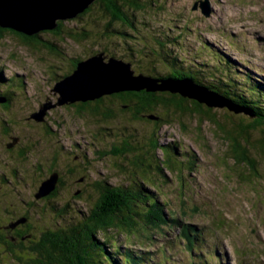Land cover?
<instances>
[{"label":"trees","instance_id":"obj_1","mask_svg":"<svg viewBox=\"0 0 264 264\" xmlns=\"http://www.w3.org/2000/svg\"><path fill=\"white\" fill-rule=\"evenodd\" d=\"M155 8H158L157 1L151 0H97L71 20V22L80 23L73 29H65L66 21H59L55 30L40 32L34 37H26L7 29H0V37L4 36L3 32L6 30V33L17 36L21 43L36 40L47 50L60 51L57 43L46 40L41 34H52L60 39L70 38L90 42H92L93 34L102 35L99 36L100 41L97 44L88 46L87 50L82 51L83 53L78 56H64L65 58L58 56L61 59L60 64L64 68L66 66V69L53 75L49 83L51 88L52 85L71 75L77 63L101 54L105 57L104 61L115 59L130 64L134 76L151 79L158 85L170 81H192L195 85L208 88L230 99L238 106H242L248 114L238 115L227 109L213 111L168 92L125 91L105 95L95 100L64 105L73 110L71 114L74 123L83 120L98 123L93 133L96 137L92 135L95 143L89 144L88 139L84 137L72 141L70 145L58 144L47 163L36 165V167L29 165L31 168L25 170L22 176L11 170L12 181L7 180L5 175L0 173V184L5 187L2 191L4 193L16 190V186L22 185L23 188L26 184L24 181L26 174L33 175L34 182L39 184L53 174L58 176L49 194L36 198L37 192H35L32 196L33 199L38 200L35 203L42 202L39 203L42 204L39 213L52 219L53 223L45 228L46 230L44 229L45 233L36 238L29 234L31 228L24 216L19 215L20 218H15L8 223L14 218L11 217L8 219V224L0 220V246L8 250V255L18 264H151L146 262V258L150 261L153 259V264L155 262L168 264V261L161 260V257L156 258L147 253L144 255L128 248L125 250L120 248L114 236L121 235L130 240L129 238L139 234L136 232L138 224L150 230L155 226L157 227L153 230L167 227L166 216L162 212L164 206L157 203L155 193L164 184L160 183L164 182L162 181L163 169L168 173L173 171L175 174L181 170L177 160L180 151L178 152L177 147H165L154 142L155 146H151L150 143L146 146L145 153H132L135 149L131 147L133 144L125 140L134 134V127H136L134 123L141 121L143 123L147 120L152 121L153 124L157 123L154 126L160 128L170 124L172 119L180 122L179 118L188 112L199 115L218 130L217 133L222 140L228 142L227 148L234 164L246 165L249 170H252L251 174L259 177L256 172V161L260 158L264 164V80L255 78L252 70L231 61L224 53H220V49H216L210 43L204 42L192 53L184 52L182 33L187 31L185 28L167 25L153 26L136 16L139 12ZM157 12L163 11L156 10L152 16ZM82 20L85 22L82 23ZM181 53L184 56H181ZM243 76L246 84L245 91L239 86L243 84L240 82ZM28 79V74L14 73L4 76L0 71V99L5 101L4 104H0V108L2 106L4 110L3 119L0 117V132L5 136L10 135L9 119L16 116L13 113L17 110L15 108L28 103L26 99L17 97L25 95L24 88ZM238 86L240 88L237 90ZM106 96L108 101H113L106 102L104 100ZM113 102L117 106L112 104ZM118 120L122 123L115 130L117 132L115 135L111 127L112 123ZM52 122L61 126L53 118ZM42 123V136H37L35 143L38 144L40 141L51 144L54 141L50 136L52 132L48 125L51 122L43 120ZM14 133L17 134L13 132L10 138H13ZM150 137L155 139L154 133ZM50 139L53 141L51 142ZM98 145L101 146L95 147ZM19 146L20 151L13 158L19 161V164H23L22 155L28 161L25 155L29 151L26 150L27 141L22 138ZM104 146H107V152L103 151ZM157 150H160L162 154L158 157L159 159L155 154ZM22 151L25 153L23 154ZM89 154H91L90 157ZM94 155L98 162L105 156L116 157L112 164L116 171L121 172L119 177L128 181V185L111 186L106 181H100L95 190L88 189L85 193H82L78 187L74 188L71 191L73 199L89 206L88 211H82L74 203L65 201L63 197L70 181H73L75 185L79 182L87 184L83 175L87 173V165L94 161L95 158H92ZM78 158L83 166L86 164L84 167L79 160L76 161ZM192 158L191 156L190 160ZM182 159L188 160L185 157ZM18 190L21 188L19 187ZM23 203V201L18 203V206L30 210L33 201ZM4 204L16 205L11 201ZM4 214L12 216V213H7L6 210ZM20 214L25 213L21 211ZM168 214L171 216V211H168ZM171 218L172 220H167L171 225L168 226L169 228L176 224V220L172 216ZM154 221L156 224L153 223ZM22 222L24 223L20 224ZM180 223L177 222L178 225ZM18 225H23L24 228L20 229ZM201 232L205 234L204 231L201 230ZM181 236L187 241L189 249L186 250L189 258H186L185 254L182 257L181 254L184 252L180 254L178 250L176 254L180 257L174 256V264H227L217 251L220 250L217 244L204 243L202 235L195 228L189 229L186 226V229H182ZM145 238L152 241L154 235ZM198 241H202L200 247H195ZM21 245L25 246V253L18 256L15 252L23 250ZM123 245L126 247L125 244ZM191 252L193 254H190Z\"/></svg>","mask_w":264,"mask_h":264},{"label":"rangeland","instance_id":"obj_2","mask_svg":"<svg viewBox=\"0 0 264 264\" xmlns=\"http://www.w3.org/2000/svg\"><path fill=\"white\" fill-rule=\"evenodd\" d=\"M151 1H157L158 8L139 12L136 16L148 21L153 26L167 25L185 28L187 31L182 33L184 52L192 53L197 50V46L207 42L216 49H220V53H224L230 60L237 61L249 70L257 71L259 75H255V78L264 76V0ZM201 4L208 5L210 9L208 16L203 14ZM156 10L163 12H157L152 16ZM81 22L83 23L85 20ZM65 25V29H73L80 23L68 20ZM41 35L46 40L57 43L60 51L47 50L36 40L21 43L20 39L11 33L0 37V71L2 74L4 76L14 73L29 75L24 88L25 95L17 96L22 100L26 99L28 103L25 106L18 104L20 107L13 111L16 116L9 119L12 131H10V135L5 136L0 132V173L4 174L9 181L11 180V170L22 176L25 170L31 168L29 165L36 167V165L47 163L52 157L53 149L58 144L61 146L70 145L72 141L84 137L88 139L89 144L93 143L92 135L94 136L93 133L98 126V123L92 120L74 123L71 114L73 110L57 104L60 95L55 91V86L52 85L51 88L49 83L53 75L66 69V66L64 68L60 64L61 59L58 56L61 58L78 56L83 53L82 51L87 50L88 46L97 44L102 35L93 34L92 42L76 41L70 38L60 39L52 34ZM105 44L107 43L105 42ZM182 55L184 56L183 53H181ZM64 64L66 65V63ZM239 86L243 91L246 90L244 83ZM239 86L237 90L240 88ZM104 100L108 101L107 96ZM4 103L5 101L0 99V104ZM112 104L116 105L115 102ZM45 105H47V109L43 112L42 121L51 122L48 125L52 132L50 136L54 141L50 139L51 142L53 141L51 144L40 141L37 144L35 143L36 137L42 136L43 123L32 118V114H38ZM2 108L1 106V118L4 114ZM52 118L57 120L61 126L55 125ZM179 119L180 122L172 119L170 124L160 128L154 126L157 123L153 124L152 121L148 122L147 120L143 123H141L142 121L134 123L136 125L134 134L125 140L133 144L131 147L135 148L132 151L134 154L145 153V148L149 143L151 146L158 143L165 147L179 148L178 152L180 151V153L177 155L179 157L177 160L182 172L168 173L163 169L164 178L162 181L164 182L160 183L164 184L157 193L154 192L157 203L164 206L162 212L166 216L167 227L153 230L157 227L155 226L150 230L138 224L136 232L139 234L129 238L130 240L121 235H114L118 240L116 244L124 250L128 248L135 253L140 252L144 255L150 253L156 258L161 257V260H167L168 264H174V256L178 255L176 254L178 250L180 254L184 252L181 254L182 257L185 254L186 258H189L186 250L189 249L187 241L181 236L182 229H186L188 225L192 227L195 224L204 223V226L213 227L215 233L202 227L207 230L203 235L199 228H194L202 235L204 243L208 245L214 242L215 236L219 238L216 241L222 250L217 251L224 258V262L227 264H264L263 161L260 158L256 161V172L259 177L251 174L252 170H249L246 165L234 164L227 148L228 142L219 137L218 130L208 120L192 112H188ZM121 123L120 120L112 123L113 134H117L115 130L120 127ZM16 124L18 125L16 126ZM13 132L17 134L14 133L13 138H10ZM55 132L58 134H54ZM152 133H154L155 139L150 137ZM56 136L58 138H55ZM20 137L27 141L28 148L26 150H29L25 154L28 161L23 155V158L21 157L24 161L23 164H19V161L13 158L20 151L18 150L22 140ZM33 145L35 146L32 147ZM100 146L95 147L99 148ZM107 146H104V152H107ZM25 151L22 153L24 154ZM155 154L157 158L162 156L160 150H157ZM90 156L91 154H89ZM191 156L192 160H190ZM182 157L188 160H183ZM92 158H95L94 161L87 165V173L83 175L87 184L79 182L78 185H75L73 181H70L66 186L65 197H63L65 201L74 203L82 211H88L89 206L73 199L71 191L74 188L78 187L82 193H85L88 189L95 190L100 181H106L111 186L128 185V181L119 177L121 172L116 171L112 164L116 157L105 156L99 162L95 155ZM77 160L83 166L82 161L79 158ZM34 178L33 175L26 174L24 179L26 184L23 188L22 185L16 186V190L5 193L2 192L5 187L0 184V220L7 223L9 218L14 217L8 222L10 223L15 218L24 216L31 228L29 234L36 238L45 233V228L50 227L53 222L49 217L39 213L42 207V204L39 203L42 202L35 203L38 200L32 197L41 185L39 182H34ZM19 187L21 190H18ZM14 191H17V194ZM10 201L15 202L16 205L7 206L4 204ZM22 201L24 203L33 201L31 209L19 207L18 203ZM4 210L7 213H12V216L5 215ZM21 211L25 214H20ZM168 211H171V216L176 220V224L172 228L168 227L171 225L167 220H172ZM177 222H181L180 225ZM153 223L156 224L155 221ZM18 228L23 229L24 227L18 225ZM152 234L154 239L148 241L145 237ZM201 242H196L195 247H200ZM22 249L15 254L22 256L25 253V246H22ZM7 255L8 250L0 246V264H18ZM24 258L26 257L24 256ZM152 261L154 262L153 259L150 261L146 258V262L153 264Z\"/></svg>","mask_w":264,"mask_h":264},{"label":"water","instance_id":"obj_3","mask_svg":"<svg viewBox=\"0 0 264 264\" xmlns=\"http://www.w3.org/2000/svg\"><path fill=\"white\" fill-rule=\"evenodd\" d=\"M95 1L97 0H0V29L34 37L40 32L55 30L59 21L75 19ZM200 7L203 14L208 16V5L201 4ZM130 67V64L121 60L104 61L101 54L77 63L71 75L54 85L55 91L60 95L57 104L70 105L125 91L168 92L213 111L227 109L238 115L248 114L243 107L208 88L195 85L192 81H170L158 85L151 79L134 76ZM46 109L47 105L38 114H32V118L42 121ZM57 178V174H53L41 183L36 198L49 194Z\"/></svg>","mask_w":264,"mask_h":264},{"label":"clouds","instance_id":"obj_4","mask_svg":"<svg viewBox=\"0 0 264 264\" xmlns=\"http://www.w3.org/2000/svg\"><path fill=\"white\" fill-rule=\"evenodd\" d=\"M8 30V29H7ZM105 58V57H104ZM255 75H259L258 73H256ZM261 79H263L264 80V76H262L261 77ZM245 78H244V76H243V80H242V82L245 84ZM245 86H246V84H245ZM227 100H229V101H231L230 99H228V98H226ZM232 103H234L233 101H231ZM235 104V103H234ZM237 105V104H236Z\"/></svg>","mask_w":264,"mask_h":264},{"label":"flooded vegetation","instance_id":"obj_5","mask_svg":"<svg viewBox=\"0 0 264 264\" xmlns=\"http://www.w3.org/2000/svg\"><path fill=\"white\" fill-rule=\"evenodd\" d=\"M12 31V30H11ZM14 32V31H13ZM4 34H6V30L3 32ZM16 33V32H15ZM1 36V35H0Z\"/></svg>","mask_w":264,"mask_h":264},{"label":"bare ground","instance_id":"obj_6","mask_svg":"<svg viewBox=\"0 0 264 264\" xmlns=\"http://www.w3.org/2000/svg\"><path fill=\"white\" fill-rule=\"evenodd\" d=\"M240 107H242V106H240Z\"/></svg>","mask_w":264,"mask_h":264}]
</instances>
